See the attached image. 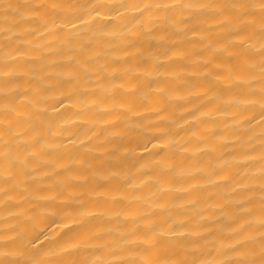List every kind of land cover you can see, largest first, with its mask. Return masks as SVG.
Returning a JSON list of instances; mask_svg holds the SVG:
<instances>
[{"label":"bare ground","instance_id":"bare-ground-1","mask_svg":"<svg viewBox=\"0 0 264 264\" xmlns=\"http://www.w3.org/2000/svg\"><path fill=\"white\" fill-rule=\"evenodd\" d=\"M0 264H264V0H0Z\"/></svg>","mask_w":264,"mask_h":264}]
</instances>
